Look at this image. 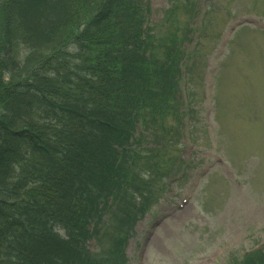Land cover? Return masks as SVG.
<instances>
[{
    "label": "trees",
    "instance_id": "16d2710c",
    "mask_svg": "<svg viewBox=\"0 0 264 264\" xmlns=\"http://www.w3.org/2000/svg\"><path fill=\"white\" fill-rule=\"evenodd\" d=\"M194 2L175 1L176 29L158 36L145 0H0V264H124L145 187L174 170L155 150L142 178L135 156L148 153L125 148L141 128L179 137V12ZM93 239L111 242L89 255Z\"/></svg>",
    "mask_w": 264,
    "mask_h": 264
},
{
    "label": "rangeland",
    "instance_id": "374dc122",
    "mask_svg": "<svg viewBox=\"0 0 264 264\" xmlns=\"http://www.w3.org/2000/svg\"><path fill=\"white\" fill-rule=\"evenodd\" d=\"M175 1L149 0L152 9L150 20L155 21L158 36L176 29L173 21L166 20ZM197 2L199 14L195 20L191 9L179 12L185 16L181 26L188 41L189 28L193 24L197 27L191 42L184 40L180 46L186 56L183 63L192 65L191 76L183 75V79H179L180 84L190 91L192 103H197V108L188 114L196 117L187 118L191 122L190 133H194L196 145L190 164L193 169L184 167L182 173L172 163V173L155 172L154 181L145 187L146 191L150 189L146 193L153 197L158 195L166 201L159 203L157 209L140 215L137 222L131 224L124 264H231L232 260L241 258L248 251L264 247V128L259 133L254 129V136L250 139L245 138L247 133L243 129L246 126L240 127L238 133L243 134L246 141L250 140L251 146L247 149L250 151L247 156L243 152L241 160L236 159L237 165L224 150L227 144L232 143L229 135L235 136L237 132L232 124L236 120L235 128L239 127L244 119L243 112L253 108L264 119V0ZM203 18L207 20L205 27L210 35L204 33L203 40L193 49L199 41H194V37L204 32L200 26ZM230 24L237 25L236 31L244 29L235 35L226 30L229 40L234 37L228 43L225 55L221 56V39L214 38L213 32L223 34ZM26 50L21 47L16 60L26 59ZM216 66L217 76L212 88L213 73L209 76L207 73ZM235 107L243 112L236 114ZM188 133L189 130L183 127L179 131L181 140ZM158 147H161L158 133L153 129L147 130L142 150H157ZM217 151L223 152L224 164L217 162L216 156L221 155ZM177 153L175 149L173 157ZM182 157L186 158L184 153ZM197 160L199 163L195 166ZM141 163L142 160L140 166ZM203 168L207 171L212 169L207 177L202 172L205 176L202 180L199 172ZM162 192H165L164 196ZM139 198L142 202L149 200L147 194ZM182 201L186 203L180 207ZM110 231L113 233L114 229L110 228ZM110 242L111 239L103 245L100 242L98 252ZM91 247L94 249L95 245L91 244Z\"/></svg>",
    "mask_w": 264,
    "mask_h": 264
}]
</instances>
